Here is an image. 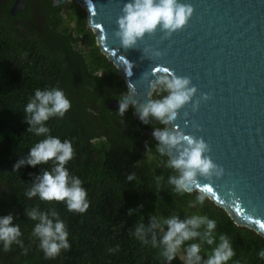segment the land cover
Here are the masks:
<instances>
[{
    "label": "trees",
    "instance_id": "trees-1",
    "mask_svg": "<svg viewBox=\"0 0 264 264\" xmlns=\"http://www.w3.org/2000/svg\"><path fill=\"white\" fill-rule=\"evenodd\" d=\"M26 1V0H25ZM40 29L29 24H13L5 12L0 15V218L11 213L13 225H20L24 247L12 245L5 252L0 244V264H168L159 248L129 235L137 222L150 223L149 217L178 214L207 215L217 223L219 235L232 241L235 256L228 264H264L258 253L264 239L255 232L236 226L228 215L208 198L203 206L189 207L198 191L176 193L167 184L173 169L165 167L168 157L157 151L156 141L143 136L144 130L163 127L157 121L145 125L132 118L133 109L123 116L119 108H109L127 88L113 64L99 51L95 35L87 27L86 12L75 2L51 7L40 0ZM29 9L16 18L27 17ZM58 87L71 102L63 118L46 122L49 135L72 142L74 157L66 165L70 175L82 181L90 207L84 214L67 211L63 202L27 198L34 176L47 165H14L26 159L29 150L45 136L27 132L24 108L36 89ZM159 98L155 93L153 99ZM150 150L148 151V149ZM136 179L127 181L130 173ZM164 180L158 186L156 176ZM142 206V207H141ZM56 211L66 225L71 248L55 259H45L38 238L32 235L35 221L26 209ZM130 209L138 213L129 216ZM119 251L109 253V248ZM215 245H203L206 259ZM27 249V253H25ZM171 264H182L179 258Z\"/></svg>",
    "mask_w": 264,
    "mask_h": 264
},
{
    "label": "water",
    "instance_id": "water-1",
    "mask_svg": "<svg viewBox=\"0 0 264 264\" xmlns=\"http://www.w3.org/2000/svg\"><path fill=\"white\" fill-rule=\"evenodd\" d=\"M68 2L85 10L87 27L95 35L99 51L124 80L127 92L120 99L126 96L145 103L150 89L149 81L142 77L147 72L149 80H154L150 74L156 67L190 77L198 89L194 99L204 93L212 97L202 101L195 113L191 104L185 106L175 123L186 134L202 137L211 148L214 163L225 169L220 180L208 184L201 179V190L211 189L208 199L236 226L258 234L264 224V0H181L194 8L183 30L167 40L161 39L159 31L146 35L137 48L129 50L121 48L113 35L121 9L129 0H50V5ZM23 6L24 0H16L10 14ZM144 49L164 55L149 59L151 53L146 56ZM121 57L133 65L131 76ZM129 84L135 86V94ZM129 107L132 118L141 122L137 108ZM109 108H119V100H112ZM142 135L155 140L151 130Z\"/></svg>",
    "mask_w": 264,
    "mask_h": 264
},
{
    "label": "clouds",
    "instance_id": "clouds-1",
    "mask_svg": "<svg viewBox=\"0 0 264 264\" xmlns=\"http://www.w3.org/2000/svg\"><path fill=\"white\" fill-rule=\"evenodd\" d=\"M193 14V6L181 0H129L121 9V15L116 21L117 30L113 35L120 42L121 48L125 50L137 48L138 43L143 41L146 35L154 36L157 31L162 33V40L170 39L174 33L188 25ZM143 52L145 55L151 53L150 57L146 55L149 59H161L164 55L163 52L154 49H144ZM121 58L129 68L127 75L131 76L133 65L124 57ZM150 75L155 79L149 80L147 72L142 77L149 81L148 100L139 103L125 96L119 100V115L123 116L131 105L137 108L139 119L145 125L153 120L163 125L153 128V136L158 141L156 151L161 156H168L165 167L175 171L174 175L168 177L167 184L173 186V190L181 195L198 190L195 202H190L189 207H195L197 204L203 206L208 197L207 189L201 190L200 180L203 179L208 184L220 180L225 175V169L214 163L210 156L211 148L202 137L186 134L175 122L185 106L191 104L192 112L195 113L202 101L207 102L212 97L204 93L199 99H194L198 89L193 85L192 79L177 76L167 68L156 67ZM128 87L135 94V86L129 84ZM154 93L159 98L153 99ZM70 109V100L58 87L35 90L34 96L24 108V121L29 125L27 132L46 138L36 143L29 150L27 158L20 159L14 165V169L18 171L25 165L41 167L51 162L50 170L41 167V173L34 176L32 186L25 193L26 197L29 199L39 197L41 201L49 203L63 202L68 212L84 214L90 207L88 193L82 187L81 179L70 175L66 168L74 157L72 142L67 139L62 142L60 138L49 135L50 129L45 126L50 118H63ZM184 115L187 116V113ZM193 127L197 131L200 130L198 125L194 124ZM135 179V172L127 176L128 182ZM155 180L159 186L164 177L156 176ZM134 213H138V209H130L128 215ZM25 215L29 220L36 222L32 235L38 238V246L45 259H55L62 251L71 248L66 225L56 211L48 213L33 208L26 209ZM13 220L11 213L0 218V244L3 245L5 252L10 251L14 244L24 247L20 239L22 235L20 225L12 226ZM149 220L148 225L137 222L134 228L129 230V235L145 245L150 244L153 248H159L160 255L168 264L176 258H179L182 264H228L235 256L232 241L226 234H220L217 243V223L207 215H185L184 219H181L178 214L168 217L154 214ZM258 234L264 235V228H261ZM205 244L215 245L206 259L201 255L202 246ZM108 251L117 252L119 246L109 248ZM258 256L264 259V250H261Z\"/></svg>",
    "mask_w": 264,
    "mask_h": 264
},
{
    "label": "flooded vegetation",
    "instance_id": "flooded-vegetation-1",
    "mask_svg": "<svg viewBox=\"0 0 264 264\" xmlns=\"http://www.w3.org/2000/svg\"><path fill=\"white\" fill-rule=\"evenodd\" d=\"M15 1L16 0H0V15H2V17L5 19L6 17L4 14L7 11V14L11 19H13V24L19 25L21 23H27L33 28L40 29V25L42 24L39 17L40 8H38L40 0H24V9L16 12L14 15H11L10 8L15 4ZM26 7L29 9V14H27V17L16 18L19 13L26 11Z\"/></svg>",
    "mask_w": 264,
    "mask_h": 264
},
{
    "label": "snow or ice",
    "instance_id": "snow-or-ice-1",
    "mask_svg": "<svg viewBox=\"0 0 264 264\" xmlns=\"http://www.w3.org/2000/svg\"><path fill=\"white\" fill-rule=\"evenodd\" d=\"M207 191H209V192H210V191H211V189H207ZM260 227H261V228H264V224H261V225H260Z\"/></svg>",
    "mask_w": 264,
    "mask_h": 264
}]
</instances>
